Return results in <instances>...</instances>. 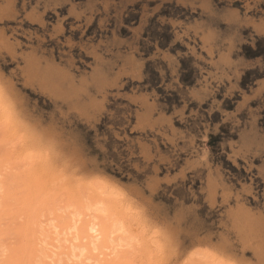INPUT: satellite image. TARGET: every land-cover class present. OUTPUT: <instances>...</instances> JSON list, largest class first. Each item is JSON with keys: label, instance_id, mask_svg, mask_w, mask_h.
<instances>
[{"label": "rangeland", "instance_id": "374dc122", "mask_svg": "<svg viewBox=\"0 0 264 264\" xmlns=\"http://www.w3.org/2000/svg\"><path fill=\"white\" fill-rule=\"evenodd\" d=\"M71 261L264 264V0H0V264Z\"/></svg>", "mask_w": 264, "mask_h": 264}, {"label": "bare ground", "instance_id": "6f19581e", "mask_svg": "<svg viewBox=\"0 0 264 264\" xmlns=\"http://www.w3.org/2000/svg\"><path fill=\"white\" fill-rule=\"evenodd\" d=\"M21 190H22V189H21ZM15 194H16V193H15ZM18 205H19V204H18ZM100 206H101V205H100ZM100 206H99V207L97 206V208L94 207L95 210L98 211L99 208H100ZM27 207H28V206H27ZM27 207H26V208H27ZM11 209H12V208H11ZM15 209H16V207H15ZM97 209H98V210H97ZM87 211H88V210H87ZM99 211H100V210H99ZM79 214H80V213H78V215H79ZM87 214H88V216H89L90 213H87ZM70 215H71V212H70ZM70 215H69V216H70ZM75 215H76V214H75ZM90 215H92V214H90ZM67 216H68V215H67ZM95 216H97V214H96V215L94 214V215L92 216V220H91V219H88V217H86V220L88 219L89 222H93ZM72 217H73V216H72ZM76 217H77V216H76ZM76 217H75V218H76ZM89 217H91V216H89ZM78 218H79V217H78ZM78 218H77V219H78ZM68 219H69V218H68ZM68 219H67V220H68ZM70 219H71V216H70ZM72 219H73V218H72ZM65 220H66V218H65ZM86 220H84V222H85ZM88 220H87V221H88ZM70 221H71V220H70ZM66 222H67L68 225H70L69 220L66 221ZM66 222H65L64 224H66ZM68 222H69V223H68ZM84 222H83V223H84ZM86 223H87V222H85L84 224H86ZM91 224H92V223H90V225H91ZM93 224H94V223H93ZM114 224H115V223H114ZM38 225H39V224H38ZM115 225H116V224H115ZM86 226H87V227H86ZM91 226H92V225H91ZM93 226L96 228L95 225H93ZM97 226H98V225H97ZM33 227H34V226H33ZM33 227H32V225H30L29 228H28L29 231L27 230V231L25 232V234H24V235H26V236L23 235L24 238L27 237V239H29L28 241H33L35 238H36V239L38 238V236L35 235V233H36L37 230L35 229L36 231L34 232ZM88 227H90V226H89V224L87 223V225L84 226L83 230H84L85 228H86V229H89ZM68 228H70V227H68ZM73 228H74V227H73ZM95 228H94V229H95ZM120 228H121L120 226L116 225V226L114 227V229H113L111 232H114V231H116V230H118V229H120ZM92 229H93V227H92ZM111 229H112V228H111ZM48 231H49V230H48ZM86 231H87V230H86ZM90 231H91V230H90ZM90 231H87V232L89 233ZM96 231H97V230H96ZM96 231L94 230V231H93V234H94V232H96ZM106 231H107V230H106ZM65 232H66V231H65ZM84 232H85V231H84ZM97 232H98V231H97ZM119 232H120V231H119ZM79 233H80V232H79ZM82 233H83V232H82ZM91 233H92V231L90 232V234H91ZM104 233H105V231H104ZM57 234H58V233H57ZM85 234H86V235H85ZM84 235H85V236H88V234H87L86 232L83 234V236H84ZM94 235L97 236V234H94ZM94 235H93V236H94ZM23 236H22V238H23ZM83 236L81 235V239H85ZM90 237H91V235H90ZM90 237L88 236V238H90ZM94 237H95V236H94ZM36 239H35V240H36ZM52 239H54V238H52ZM58 239H60V238H58ZM73 239H74V238H73ZM35 240H34V241H35ZM90 240H91V238H90ZM90 240H89V242L91 243ZM34 241H33V242H34ZM37 241H38V240H37ZM48 241H49V240H48ZM82 241H83V240H82ZM55 242H56V241H55ZM87 242H88V241H86V243H87ZM31 243H32V242H31ZM51 243H52V244H51ZM28 244H29V243H28ZM33 244H34V243H33ZM50 244H51V245H50ZM50 244H49V246H53V247L56 246V245L53 243V241H51ZM81 244H82V243H81ZM29 245H30V246H29ZM29 245H28V246H29L28 250L31 248V246H33V245H31V244H29ZM43 245H44V244H43ZM59 245H60V244H59ZM63 245H64V244H63ZM72 245H73V244H72ZM87 245H88V244H87ZM34 246H36V245H34ZM73 246H74V245H73ZM83 246H84V245H83ZM83 246H82V248H83ZM45 247H46V245H45ZM57 247H59V246H57ZM60 247H61V246H60ZM85 247H86V246H85ZM85 247H84V248H85ZM87 247H88V246H87ZM107 248H108V247H107ZM31 249H32V248H31ZM51 249H52V248H51ZM58 249H60V248H58ZM65 249H67V248H65ZM85 249H86V248H85ZM87 249H88V248H87ZM89 249H90V248H89ZM108 249H109V248H108ZM33 250H34L33 252H35L36 249H33ZM37 250H38V249H37ZM55 250H57V249H55ZM58 251H59V250H58ZM63 251H64V250H63ZM63 251H62V252H63ZM80 251H81V250H80ZM23 252H24V251H23ZM26 252H27V251H26ZM45 252H46V251H45ZM54 252H55V251H54ZM54 252H53V253H54ZM62 252H61V253H62ZM64 252H65V251H64ZM66 252H67V250H66ZM30 253H31L32 255H34V253H32L31 250H30ZM39 253H40V252H39ZM55 253H56V252H55ZM80 253H81V252H80ZM111 253H113V252L111 251V252H108V253H106V254L109 255V254H111ZM22 254H23V253H22ZM24 254H25V252H24ZM106 254H104V255H106ZM25 255H26V254H25ZM54 255H55V254H54ZM72 255H74V252H72L71 256H72ZM108 255H107V256H108ZM36 256H37V254H36ZM44 256H45V255H44ZM52 256H53V255H52ZM12 258H13V257H12ZM19 258H20V257H19ZM51 258H53V257H51ZM87 258H89V257H87ZM106 259H107V257H106ZM72 260H73V259H72ZM14 262H15V261H14ZM44 262H45V260H44ZM52 262H53V261H52ZM59 262H60V261H59ZM73 262H74V261H71V263H69V264H73ZM74 263H76V262H74ZM18 264H19V263H18ZM47 264H48V263H47ZM77 264H83V263L80 262V263H77Z\"/></svg>", "mask_w": 264, "mask_h": 264}]
</instances>
